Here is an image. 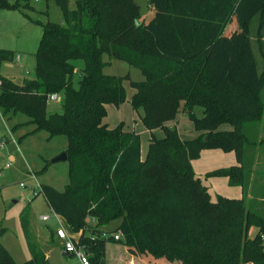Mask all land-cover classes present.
<instances>
[{
  "label": "trees",
  "instance_id": "trees-1",
  "mask_svg": "<svg viewBox=\"0 0 264 264\" xmlns=\"http://www.w3.org/2000/svg\"><path fill=\"white\" fill-rule=\"evenodd\" d=\"M45 1L63 11L64 23L31 17L32 0H0V8L19 9L43 27L35 78L18 83L4 76L1 65L13 62L17 52L0 47V108L26 114L37 130L67 137L68 184L64 190L41 184L40 190L73 232H83L80 244L91 263L109 264L107 243L114 241L147 264H264V215L245 197L213 200L192 166L203 150L234 151L241 165L206 176L227 177L247 192L253 164L247 153L258 144V129L248 133L247 127L264 118V69L246 27L259 17L256 36L264 58V0H148L155 10L148 23L136 0ZM235 20L240 36L227 32ZM106 54L139 69L143 80L106 74ZM78 60L84 66L76 87ZM126 80L136 89L131 105L143 125L164 131L161 139L152 135L146 158L138 133L104 122L109 104L126 102ZM55 92L64 95L61 113L48 112V96ZM181 111L198 137L183 140L177 125H168ZM223 124L233 129L219 130ZM119 218L113 232L120 239L103 238L102 229ZM21 224L32 255L21 264H51L26 212ZM251 226L260 231L249 239ZM4 231L0 264H19L1 242Z\"/></svg>",
  "mask_w": 264,
  "mask_h": 264
},
{
  "label": "rangeland",
  "instance_id": "rangeland-1",
  "mask_svg": "<svg viewBox=\"0 0 264 264\" xmlns=\"http://www.w3.org/2000/svg\"><path fill=\"white\" fill-rule=\"evenodd\" d=\"M45 2V0H32L31 3L39 9L30 12L29 15L43 21L52 20L64 23L63 11L55 2L50 1L47 5ZM136 2L141 8V20L145 23L150 22L155 15V10L151 8L148 0H136ZM73 7L74 3L72 2L69 8ZM42 9L47 11L49 15L40 12ZM258 27L259 17H256L246 28L253 39L254 50L257 55L260 71H262L264 69V58L261 54L260 43L257 41L256 36ZM227 32L230 35L234 34V36L241 35V29L236 20L232 22ZM42 34L43 27L40 24L30 22L23 11L19 9L0 8V47L17 52L13 62H3L1 65V71L4 76L18 83L22 82L24 79L36 77L37 62L35 53L39 49ZM104 60L111 61V63L104 68L106 74L117 76L129 75L131 79L135 81H140L144 78L139 69L123 61L110 59L107 54L104 56ZM74 62L78 68L74 76V84L77 87L81 77L80 68L84 65L83 62L79 60ZM124 84L127 90L126 102L120 107L109 104L107 106L108 114L104 122L108 124L110 128L123 125L125 130L138 133L142 143V158H146L152 135L161 139L164 137V131L158 129L151 133L147 130L142 123L139 113L133 110L131 105V98L136 89H134L127 80L124 81ZM60 96V102L48 101L49 113H61L63 111V93H60ZM197 109V115L203 116L201 107ZM263 119L264 118L256 123H249V126H259L263 123ZM172 123L173 126L177 125L179 135L183 140L194 139L200 134L195 129L194 123L188 113L184 111H181ZM225 126L230 127L229 125ZM1 137H7L8 139L5 147L0 149V231L3 229L5 230L1 237V242L12 254L15 261L21 264L32 257L21 224V215L23 212L28 214L31 230L37 241L40 242L39 245L41 244L40 246L44 249L49 250L46 244L48 235L50 243L54 246H59L54 232L51 231V229L56 230L58 227H68L64 221L53 217L54 211L40 190L41 184H49L59 190H64L68 184V160L53 162L56 157L66 152L68 140L64 135L51 136L46 130H37L35 125L29 122L28 116L24 113H6L3 108H0V138ZM204 139L207 140L209 137L204 134ZM251 139H253V137H251ZM259 139L260 137L258 136V142ZM253 150L254 149H252V151ZM218 153L222 152L217 151V149H206L205 154L203 155L201 153L200 157L195 159L192 163L196 175L201 178L202 182L208 184L210 190H213L210 194L215 199L217 194L219 195L220 192H227L228 190L227 188L223 189L225 187L224 180L217 182V185H215L214 182L215 179H226V177L206 176V172H209L210 169L205 170V168L215 164L213 163L214 161L216 162L220 159H224V156H219ZM33 173L37 175V181L32 179ZM147 183L153 187V181L148 180ZM42 215H51L52 218L49 221H43L41 219ZM121 221L122 218L112 221L103 228L104 231L114 233L113 231L118 228ZM88 223L91 225L95 224L91 218L88 219ZM259 231L260 229L258 227L251 226L248 230L247 237L249 239L254 238ZM240 241L238 240L236 244H239ZM110 246L112 248H108L107 254L109 255V264H128L130 262H132L130 264H147L143 258H139L129 252L123 244L116 243L110 244ZM144 248L142 246H137V250L142 256L147 253L143 250ZM148 249L153 253L160 254L159 251L153 248L149 247ZM50 263L81 264L75 256L63 255L62 251L59 249H55L50 253Z\"/></svg>",
  "mask_w": 264,
  "mask_h": 264
},
{
  "label": "crops",
  "instance_id": "crops-1",
  "mask_svg": "<svg viewBox=\"0 0 264 264\" xmlns=\"http://www.w3.org/2000/svg\"><path fill=\"white\" fill-rule=\"evenodd\" d=\"M46 5H47V3H46ZM38 9L39 8L36 7V10H38ZM43 11H44V9L40 10V12H43ZM30 22H32V21H30ZM19 83H21V82H19ZM197 108L198 107H196L195 110H194L196 114H197V110H198ZM201 112L203 113V109L202 108H201ZM198 117H202V115L198 116ZM262 122L263 123H261V125H259L258 127H257V125H250V126L247 127L248 133L258 129V136L260 137L257 146H255L253 151H252V149L249 150V153L247 155L248 159H252L253 160L252 172H251V177H250V184H249V186L247 188V192H244L243 187L240 186V185H230L229 184V179L227 177H226V179H215L214 182H215V185H217V182H220L221 180H224V186L225 187L223 189H226V188L228 189L227 192H220L219 195L227 197V198H232V199H242V198L245 197L246 204L251 209H253L254 211L259 212L262 215H264V141H263V138H264V121H262ZM168 125L169 126H173V123L170 122V123H168ZM225 125H229L230 127L225 126ZM232 129H233V126L231 124H223V125H221L219 127V130H222V131H230ZM156 130H158V129H156ZM156 130H154V131H156ZM148 131H150V130H148ZM150 132L153 133L152 131H150ZM208 150H210V149H208ZM217 151L222 152V153H218V155L219 156H224V159H220V160H218L216 162L214 161L213 163H215V164H212L211 167L205 168V170L210 169L209 171H211V170H214V169H217V168H221V167H230V166H235V165H237V166L241 165V163L239 162V160L237 158V155H236V153L234 151L224 152L221 149H217ZM202 154L203 155L205 154V150L202 151ZM0 156H1V153H0ZM204 184L207 186L209 192L211 193L213 190H210L208 184H206V183H204ZM212 199L215 200V198L213 196H212ZM61 218H62V221H64V223L67 224V226H68L66 229L68 231H71L70 226L67 223V221L65 220V218L62 217V216H61ZM102 230H104V229H102ZM51 231H52V229H51ZM53 231L55 232V230H53ZM82 233L83 232H78V233H75V234H76L77 237H79V236H81ZM56 240H57L58 245L60 247L57 246V245L54 246V245H52L50 243L49 235L47 236V243H46L47 247H49V250L44 249L43 247L40 246L42 248V250L45 252V254L48 257L49 261H50V253H52V251H54L55 249L61 250L63 255H69L64 250L62 242L59 239H57V238H56ZM38 243H40V242H38ZM110 244H116V243H114V241L113 242H108L107 250H106L107 254H108V248L111 247ZM65 252H66V254H64ZM107 259L109 261V255H107ZM129 261H131V260H129ZM130 263H132V262H130ZM130 263H128V264H130Z\"/></svg>",
  "mask_w": 264,
  "mask_h": 264
},
{
  "label": "built area",
  "instance_id": "built-area-1",
  "mask_svg": "<svg viewBox=\"0 0 264 264\" xmlns=\"http://www.w3.org/2000/svg\"><path fill=\"white\" fill-rule=\"evenodd\" d=\"M48 101H54V102H60L61 96L60 93H51L48 96ZM8 139L7 137H1L0 138V149L4 148ZM32 179L34 181H37V175L33 173ZM24 185V184H22ZM37 195V194H36ZM53 217H55L58 220H62L61 215L54 212ZM52 218L51 215H42L41 219L43 221H49ZM94 221V219H93ZM95 222V221H94ZM56 236L57 239H59L62 242L64 250L69 254L75 256L81 264H92L89 258V254L86 251L85 247L80 244V236H76V232L68 231L65 227H58L56 230ZM96 237V235H94ZM122 234L119 233H109L106 231H102V237L103 238H110L114 237V240H119Z\"/></svg>",
  "mask_w": 264,
  "mask_h": 264
},
{
  "label": "water",
  "instance_id": "water-1",
  "mask_svg": "<svg viewBox=\"0 0 264 264\" xmlns=\"http://www.w3.org/2000/svg\"><path fill=\"white\" fill-rule=\"evenodd\" d=\"M68 158V153L67 152H64L63 154H61L60 156L56 157L53 162H57V161H60V160H66ZM66 254V252L64 253Z\"/></svg>",
  "mask_w": 264,
  "mask_h": 264
}]
</instances>
